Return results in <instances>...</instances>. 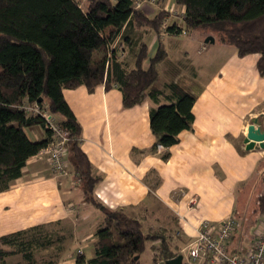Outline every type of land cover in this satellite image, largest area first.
Returning a JSON list of instances; mask_svg holds the SVG:
<instances>
[{
    "label": "trees",
    "instance_id": "16d2710c",
    "mask_svg": "<svg viewBox=\"0 0 264 264\" xmlns=\"http://www.w3.org/2000/svg\"><path fill=\"white\" fill-rule=\"evenodd\" d=\"M174 3L184 9L181 22L163 25L166 11L149 16L133 0H0V191L50 140L42 112L27 110L37 106L67 130V155L84 199L104 207L94 193L100 177L80 147L81 126L63 96L64 88L84 85L92 92L101 84L105 90L116 86L123 107L150 99L154 106L149 109V127L155 139L151 152L157 145L177 143L182 130L192 129V107L200 88L194 82L165 81L175 64L162 30L166 36H178L182 30L209 28L238 56L258 54L256 66L264 75V0ZM136 28L156 34L158 43L151 55L148 44L132 35ZM36 126L44 131L38 140L28 131ZM261 204L262 213L264 201ZM171 225L153 229L142 216L108 210L95 230L94 255L87 263L140 264L150 244L154 264H166L180 254L177 241H189L175 236L178 227ZM64 239V234L43 225L3 234L0 264H8L6 259L15 255L21 260L11 264H36L37 252ZM53 249L56 254L41 256L42 264H59L63 246L55 244ZM75 256L76 263L83 262L81 254Z\"/></svg>",
    "mask_w": 264,
    "mask_h": 264
},
{
    "label": "crops",
    "instance_id": "0c3cea01",
    "mask_svg": "<svg viewBox=\"0 0 264 264\" xmlns=\"http://www.w3.org/2000/svg\"><path fill=\"white\" fill-rule=\"evenodd\" d=\"M137 31L151 55L158 43L156 34L149 28L132 32ZM189 35L162 39L172 64H182L177 76L170 78L194 82L200 88L192 107V129L182 130L177 143L157 145L151 152L155 139L149 127V109L154 106L150 99L123 107L116 86L105 90L101 84L92 92L84 85L64 88L63 96L81 126L80 147L92 172L100 177L94 193L104 207L84 199L74 183L68 155L69 174L60 176L51 170L47 155L37 153L0 191V236L37 225L54 230L59 226L65 239L49 247L63 246L59 264H88L94 255L97 224L108 210L139 215L146 222L152 218L160 225L175 224V236L188 240L201 220H219L234 212L237 186L254 175L264 157V149L247 150L243 144L254 118L264 126V75L256 66L259 55L240 57L214 36L212 48L201 49L204 42ZM28 131L32 139L44 137L39 126ZM191 199L194 202L189 204ZM70 240L78 241L83 262L76 263L74 254L63 252Z\"/></svg>",
    "mask_w": 264,
    "mask_h": 264
},
{
    "label": "built area",
    "instance_id": "2783aa9c",
    "mask_svg": "<svg viewBox=\"0 0 264 264\" xmlns=\"http://www.w3.org/2000/svg\"><path fill=\"white\" fill-rule=\"evenodd\" d=\"M184 32L185 30H182V33ZM27 110L42 112L51 130L50 140L38 153L47 155L54 174L68 175V161L65 159L67 130L62 128L53 116L37 106L27 107ZM79 182L80 178L74 177V183ZM193 202L194 199H191L189 204ZM239 226L240 222L232 215L219 220H201L195 234L185 245L186 257L183 264H264V211L256 219V230L245 248L242 246L236 248L232 245ZM77 253L81 254V250Z\"/></svg>",
    "mask_w": 264,
    "mask_h": 264
},
{
    "label": "rangeland",
    "instance_id": "374dc122",
    "mask_svg": "<svg viewBox=\"0 0 264 264\" xmlns=\"http://www.w3.org/2000/svg\"><path fill=\"white\" fill-rule=\"evenodd\" d=\"M133 1H134V5L136 8L142 9L149 16L155 14L159 10L166 11L167 15L165 16L163 25L171 22L172 20H177V21L179 20V22H181V20H182L184 9L182 6L176 5L174 3V0H155L152 2L149 0H133ZM137 3H138V5H137ZM187 33H188V31L186 30L183 33V35H185ZM140 34L141 33L137 31V32H134L132 35L134 37L138 38V36ZM161 34H162L161 38H164V36H166V33L163 30H162ZM208 35L214 36L217 39V41L220 42L218 39L217 33L210 30L209 28H198V29H195L193 31H190L189 37L193 38L194 36H198L204 42V39ZM183 37L186 38L185 36H183ZM139 39H141V38H139ZM143 39L146 41H149L148 36H144ZM205 46L212 48L211 47L212 45H210V43L204 42L201 45V49H203ZM191 53L192 52H190V55H191ZM186 62L187 61H185L184 63L186 64V67H187L188 64ZM173 64H175V67L169 69L170 74H169V72H167L166 75L164 76V79L167 81H172V79L170 77H172V76L175 77V75L177 76L176 71H177V69L180 68V65H182V64H179L178 62H173ZM172 73H174V74H172ZM186 83H189V82H186ZM65 159L68 160L67 159V153H66ZM68 171H70L69 166H68ZM72 187L75 188V190H77V188H78L75 186H72ZM48 193H49V190H48L47 194ZM237 194H238V195H236L237 202H236V205L234 208V212L231 215L238 219V221L240 222V226H239L240 228L237 230V232L234 236V239L232 241V245L236 248L239 246H242L243 248H245L249 244V242H250L251 238L253 237V234L256 230V219L263 213V212L261 213L260 211L263 208V205L261 204V202L264 201V199L262 200V196H264V157L259 162V165L257 166V170L255 171L254 175L249 180H247L246 182L240 183L237 186ZM80 203H79L78 207L81 210L82 207H81ZM82 203L86 204L85 202H82ZM87 206H89L90 208H94L90 204H88ZM97 210L99 211L100 209H97ZM148 224H150V225L152 224L153 228H157L158 226H160L159 222H156L152 218H151V220H148L146 222V225H148ZM55 228H56V230H58L59 226H56ZM179 234H181V232H179ZM177 243H178L177 249L180 251V254L183 255V261H184V259L186 257V251L184 250L186 243H184L182 241H177ZM66 244H67V246L64 248L63 252L66 255H72V254L75 255L76 251H77L78 241H76V240L71 241L70 240L69 243H66ZM49 254H56V251L54 249L48 248V249H41L39 252H37V254H36L37 263L36 264H42L41 263L42 262L41 256H47L48 257ZM152 255H153V249L150 247V244H148L140 256V264H154V262L152 260ZM19 257H20L19 255L8 257L6 259L7 263L8 264L16 263L19 260Z\"/></svg>",
    "mask_w": 264,
    "mask_h": 264
},
{
    "label": "water",
    "instance_id": "95a60500",
    "mask_svg": "<svg viewBox=\"0 0 264 264\" xmlns=\"http://www.w3.org/2000/svg\"><path fill=\"white\" fill-rule=\"evenodd\" d=\"M204 42L213 43L214 37L208 35L204 39ZM243 144L247 150L254 148L264 149V126L258 118H254L251 123H249L246 137L243 139ZM166 264H183V255L177 254L175 257L166 260Z\"/></svg>",
    "mask_w": 264,
    "mask_h": 264
}]
</instances>
